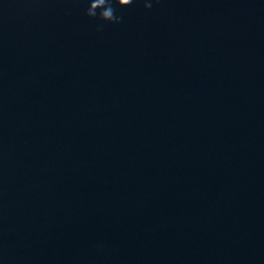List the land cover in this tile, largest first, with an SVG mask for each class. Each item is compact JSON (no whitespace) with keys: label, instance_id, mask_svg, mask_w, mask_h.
Returning <instances> with one entry per match:
<instances>
[{"label":"water","instance_id":"water-1","mask_svg":"<svg viewBox=\"0 0 264 264\" xmlns=\"http://www.w3.org/2000/svg\"><path fill=\"white\" fill-rule=\"evenodd\" d=\"M0 264H264V0H0Z\"/></svg>","mask_w":264,"mask_h":264}]
</instances>
